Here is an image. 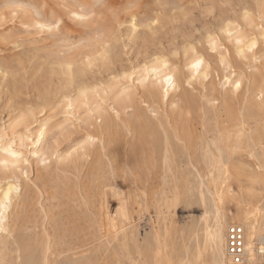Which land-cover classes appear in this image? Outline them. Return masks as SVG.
Listing matches in <instances>:
<instances>
[{"label":"rangeland","instance_id":"rangeland-1","mask_svg":"<svg viewBox=\"0 0 264 264\" xmlns=\"http://www.w3.org/2000/svg\"><path fill=\"white\" fill-rule=\"evenodd\" d=\"M69 63L86 73V99L59 92ZM153 68L175 76L165 97L147 92ZM119 93L128 121L168 117L170 132L190 131L185 148L171 144L165 185L160 156L144 154L147 131L126 137L119 158L101 142L96 112L106 117ZM220 136L227 183L264 194V0H0V195L12 186L0 264H42L46 251L50 264H217L209 181L192 147Z\"/></svg>","mask_w":264,"mask_h":264},{"label":"bare ground","instance_id":"bare-ground-1","mask_svg":"<svg viewBox=\"0 0 264 264\" xmlns=\"http://www.w3.org/2000/svg\"><path fill=\"white\" fill-rule=\"evenodd\" d=\"M95 60L96 58H94L92 61H88L86 63V67H90L92 62ZM195 62H193V64ZM151 72L156 78L151 84V87L147 90L149 95H152L153 92L157 91L158 89H164L162 95L165 97L169 91L175 88V76L172 72L163 73L160 70L158 71L157 68L151 69ZM62 75H64L65 78L59 87V92L61 91L65 98L70 97L69 95L71 94L84 99L87 98L88 86L86 84L88 80H84L82 78L84 75H86L84 70L83 72L76 71L69 63L65 65ZM168 77H171V80H168ZM69 102H71V99ZM104 103H106L107 107L109 106V109L106 108V117L100 115L99 112H96L98 120L97 128L101 136V142L103 139L108 141L111 144L115 156L119 158L120 151L125 149L129 139L132 141L135 139H140V136L136 138L138 136L137 127L147 131L148 133L146 135L149 140H147L146 145L148 148L144 154H146L147 158L151 161L157 160L158 156H160V179L162 184L165 185L167 183L168 176L173 174L171 167H169V163L171 162L173 156L171 144L173 141L181 142L185 148L186 145L183 142H185V137L187 138L189 135H191L190 131L186 132L188 136H184L185 132L183 129H173L170 132V129L168 128V117L164 121L157 120L155 124L149 121L144 122V118L141 115H135L131 121H128L124 117L127 115V110L130 107V97L125 93H119L115 99L108 97ZM220 110L224 114L226 112V107L223 106ZM149 120L152 119L149 118ZM44 127V125H40L39 129L37 130L36 140L34 141L33 146L37 147V145H40L45 135ZM119 132L122 134L120 135ZM159 137L162 143L159 147H157L156 144L159 141ZM224 140L226 141L228 138L220 136L214 141H206L202 144H199L198 147H192L193 150L192 148H189L193 152L198 153L201 163L203 164V176L209 181L208 186H206V191L209 195L212 227L208 232V238L215 248L217 264H230L225 251L226 229L228 227L227 225L232 223L238 224L243 229L245 258L242 264H261L260 261L264 260V214L261 210V205L264 203V194H261L263 190L261 191L259 187V189H257L253 186H250L244 191L237 192L233 190V188L227 183L228 180L234 176V171L229 166L231 162L230 156L226 155L225 152H223L219 147V145L223 143ZM10 154L14 155L15 153ZM143 165L146 166L144 163ZM109 167L111 170H113L111 161L109 163ZM151 167L153 168L154 166L152 165ZM146 170L148 171V167ZM151 173L152 170H149L148 174ZM11 187H7L0 195V232L7 233L8 235L12 233L8 229L9 211L11 208ZM199 196L200 202L205 205L206 200L203 191ZM230 200L235 201L237 206L234 213L229 212L227 209V205L229 204ZM110 201L111 208L114 209L112 212H116L117 209H119L122 205L115 190L111 191ZM15 248L16 254L21 251V245L17 242H15ZM46 250L47 249H45V251ZM17 259H19V256L16 257V260ZM42 264H50L47 251L43 256Z\"/></svg>","mask_w":264,"mask_h":264},{"label":"built area","instance_id":"built-area-1","mask_svg":"<svg viewBox=\"0 0 264 264\" xmlns=\"http://www.w3.org/2000/svg\"><path fill=\"white\" fill-rule=\"evenodd\" d=\"M225 251L230 264H242L244 261L243 229L238 224L232 223L226 229Z\"/></svg>","mask_w":264,"mask_h":264},{"label":"snow or ice","instance_id":"snow-or-ice-1","mask_svg":"<svg viewBox=\"0 0 264 264\" xmlns=\"http://www.w3.org/2000/svg\"><path fill=\"white\" fill-rule=\"evenodd\" d=\"M237 43H240V42L237 41ZM254 46H255V45H253V47H254ZM213 50H215V49L213 48ZM201 63H202L201 60H197V61L192 65V68H194V69H198V68L200 67ZM168 80H171V77H168ZM237 87H239V84H237Z\"/></svg>","mask_w":264,"mask_h":264}]
</instances>
